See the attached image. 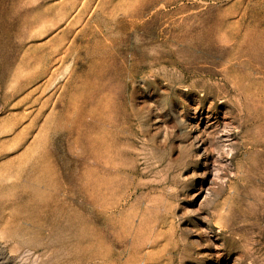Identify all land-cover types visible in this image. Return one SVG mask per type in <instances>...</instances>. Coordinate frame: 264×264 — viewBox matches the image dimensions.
<instances>
[{
  "label": "rangeland",
  "instance_id": "374dc122",
  "mask_svg": "<svg viewBox=\"0 0 264 264\" xmlns=\"http://www.w3.org/2000/svg\"><path fill=\"white\" fill-rule=\"evenodd\" d=\"M0 264H264V0H0Z\"/></svg>",
  "mask_w": 264,
  "mask_h": 264
},
{
  "label": "bare ground",
  "instance_id": "6f19581e",
  "mask_svg": "<svg viewBox=\"0 0 264 264\" xmlns=\"http://www.w3.org/2000/svg\"><path fill=\"white\" fill-rule=\"evenodd\" d=\"M42 28V27H41ZM54 49V48H53ZM27 107V106H26ZM46 109V108H45ZM50 126V125H49ZM13 129V128H12ZM48 138V137H47ZM17 142V141H16ZM233 143V142H232ZM12 146V145H11ZM13 147V146H12ZM227 214H228V212H227Z\"/></svg>",
  "mask_w": 264,
  "mask_h": 264
}]
</instances>
